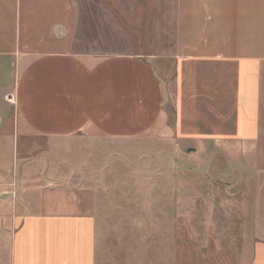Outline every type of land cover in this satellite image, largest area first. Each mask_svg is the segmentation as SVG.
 <instances>
[{
	"label": "crops",
	"instance_id": "0c3cea01",
	"mask_svg": "<svg viewBox=\"0 0 264 264\" xmlns=\"http://www.w3.org/2000/svg\"><path fill=\"white\" fill-rule=\"evenodd\" d=\"M27 136L171 142L196 173L222 146L213 174L252 195L241 242L178 212L109 243L105 186L25 199ZM0 191L21 197L0 198V264H264V0H0Z\"/></svg>",
	"mask_w": 264,
	"mask_h": 264
},
{
	"label": "rangeland",
	"instance_id": "374dc122",
	"mask_svg": "<svg viewBox=\"0 0 264 264\" xmlns=\"http://www.w3.org/2000/svg\"><path fill=\"white\" fill-rule=\"evenodd\" d=\"M21 148L26 156L23 191L25 199L35 205L57 189L105 186L99 193L101 198L109 197L119 206L98 215L97 228L109 243L117 242L121 233L129 232L133 233L132 238L138 236L132 243L147 245L149 239L143 237L147 233L173 231L178 212H184L199 233L210 225L225 244L240 243L245 233L252 195L232 194L225 189V177L213 174L211 156H222V146L212 144L204 151L206 156L198 162L204 173L181 171L179 167L194 166L197 159L179 158L177 144L171 142L92 140L83 136L51 141L27 136ZM221 161L224 163L225 159ZM7 196L21 198L19 194L14 198L13 193L0 198ZM134 218L137 223L131 222ZM153 241L158 245L160 240Z\"/></svg>",
	"mask_w": 264,
	"mask_h": 264
},
{
	"label": "water",
	"instance_id": "95a60500",
	"mask_svg": "<svg viewBox=\"0 0 264 264\" xmlns=\"http://www.w3.org/2000/svg\"><path fill=\"white\" fill-rule=\"evenodd\" d=\"M165 93V92H164ZM165 97H166V93H165Z\"/></svg>",
	"mask_w": 264,
	"mask_h": 264
}]
</instances>
